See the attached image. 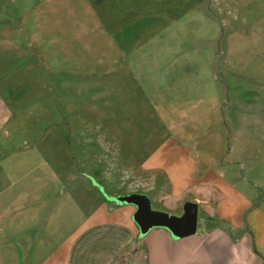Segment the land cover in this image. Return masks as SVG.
<instances>
[{"label": "rangeland", "instance_id": "374dc122", "mask_svg": "<svg viewBox=\"0 0 264 264\" xmlns=\"http://www.w3.org/2000/svg\"><path fill=\"white\" fill-rule=\"evenodd\" d=\"M118 6L119 23L102 25L119 36L99 25L82 34L73 53H39L34 46L0 53L1 109L13 111L0 143L45 156L51 165L42 162L36 172L44 186L45 177L57 180L52 207L68 192L82 200V189L90 211L103 197L135 196L153 211L181 217L179 201L203 166L219 153L233 158L230 103L253 101L264 117V0H120ZM255 115L243 125L253 126ZM257 137L256 146L263 140ZM23 149L27 171L35 155ZM245 177L243 186L256 182ZM55 215L65 217L60 210ZM80 220L74 213L73 222Z\"/></svg>", "mask_w": 264, "mask_h": 264}, {"label": "crops", "instance_id": "0c3cea01", "mask_svg": "<svg viewBox=\"0 0 264 264\" xmlns=\"http://www.w3.org/2000/svg\"><path fill=\"white\" fill-rule=\"evenodd\" d=\"M119 3L0 0V53L26 51L29 46L39 53H73L91 27L96 30L104 26L103 21L119 23ZM102 32L120 35V30L106 27ZM2 107L0 131L13 116V111ZM229 108L235 115L228 119L230 134L238 148L230 147L233 158L228 161L219 153L203 166L204 174L194 177L197 183L179 203L184 211L189 201L198 205V225L182 236L163 225L144 228L135 202H108L103 197L90 211L85 205L90 204L89 197L82 189V200L68 192L61 205L56 198L52 207L50 197L57 196L56 190L51 191L52 182L57 180L45 177L44 186L36 172L42 162L51 165L45 156L34 148L16 144L13 149L0 143V149L13 150L0 151V264H264V117L246 99L234 100ZM254 108L260 117L253 126L243 125L256 116ZM258 134L263 140L256 146L252 140ZM22 149L35 155L27 171L21 167ZM246 174L256 180L253 186H243ZM37 182L42 193L35 190ZM57 210L65 214L64 219H55ZM74 213L81 217L77 223Z\"/></svg>", "mask_w": 264, "mask_h": 264}, {"label": "water", "instance_id": "95a60500", "mask_svg": "<svg viewBox=\"0 0 264 264\" xmlns=\"http://www.w3.org/2000/svg\"><path fill=\"white\" fill-rule=\"evenodd\" d=\"M116 200L119 202L130 201L139 204V220L144 228L152 225H163L172 229L177 236H182L193 233L198 225V205L193 202L185 205L183 216L176 217L174 215L170 216L166 212L151 210L148 202L135 196L117 197Z\"/></svg>", "mask_w": 264, "mask_h": 264}]
</instances>
